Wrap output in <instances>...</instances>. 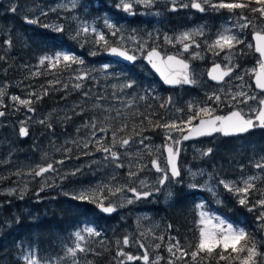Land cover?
<instances>
[{"label":"rangeland","instance_id":"1","mask_svg":"<svg viewBox=\"0 0 264 264\" xmlns=\"http://www.w3.org/2000/svg\"><path fill=\"white\" fill-rule=\"evenodd\" d=\"M213 2H218V0H213ZM226 2H231V0H226ZM243 2L250 3L255 0H243ZM118 3L119 0H0V15L10 11L17 16L20 25L27 24L34 29L35 33L44 32L55 35L53 43L58 49L52 54L43 53L32 60L31 69L33 77L44 72L43 76L46 78L42 81V85L45 82L55 89V94L60 95L55 99L56 103L51 108L38 109L31 99L33 95H29L28 91L25 92L22 89L16 91L0 80V91L5 93L3 97H0L2 101L0 111L5 113L0 119V209L3 206V198L12 197L17 202L23 201L29 191V185H37L39 190L35 197L43 201L47 200L48 206H52L53 202V206L56 207V201L62 199L61 201L66 203L89 204L90 206L87 207L89 210L98 212L97 203L91 199L95 195L97 198L104 197L105 206L111 203L117 208L113 216L104 214V222L111 219V222L117 224L108 228L110 233L100 232L99 229L89 224L77 223L69 233L60 238L61 253H42L35 244L26 241L19 245L18 260L23 264H26L25 257L36 259L38 264H93L90 257L95 254L96 248L103 247L112 234L120 229L117 235L122 234V239L117 238L112 243L115 249V264H122V262L123 264H143L142 256L145 249L149 255V264H153L157 257H162L159 264H168L169 260H174L175 264H210L205 253H201L193 261L190 255L183 259H175L167 251L170 238H173L172 242L179 241L180 247L189 253L196 250L200 239V229L204 226L201 224V213L204 212L224 219L234 228L243 229L245 232L246 229L242 222L249 221L253 226L255 236L249 244H243L242 240L238 247L255 245L256 251L261 255L254 257V264H264V222L257 219L262 210L256 207L249 211V207L258 199L264 198V169L255 167L257 163H264V149L261 148V145H264V137L254 138L257 142L256 146L250 148L246 145L237 147L231 144L229 151L232 154L234 151L248 152L243 160L250 163L246 167L238 165L230 168L232 169L230 173H226L224 169L212 168L207 164V156L211 157V154L203 155V153L217 143L215 140L187 144L183 147L180 163L183 172L182 179L176 182L169 180L164 187L158 182L161 173L155 170L151 161L157 160L162 169L168 170L164 147L167 144L177 146L167 140L168 130L163 129L160 138L147 136L148 139L144 141V144H140V139H137L132 140L126 149H119L117 146L116 150L120 152V162L124 164L122 168L116 167L110 160H105L106 154L97 151L99 145L96 143V139L99 138L103 146L110 147L112 132L115 131L114 123L118 119L141 108H147L148 111L156 113L155 108L161 102H166V106L162 109L163 123L173 121L179 123L192 116H195L197 120L207 117L203 113L196 115L199 107L206 104L217 105L222 101V98L219 102L209 100V96L213 93L220 97L222 93L226 94L225 88L233 86L231 82L241 80L238 77L247 78L248 72L239 76L235 74L231 82L216 88L210 86L207 80L209 66L205 68L195 66L192 69V79L197 91L189 94L185 90L168 91L164 89L154 75L147 71L143 58L148 51L155 48L161 50L165 56L174 54L189 58L192 62H204V57L200 52L203 46L200 48L195 46L202 44L198 38L205 34H212L213 29L217 30L216 34L233 32L231 29L233 25H209L207 20L213 17L237 16L239 15L237 12L248 16L247 8L229 11L204 5L205 11L201 12L190 6H180L181 3L188 4L189 0H176L177 7L173 11L172 0H153L151 5L135 3L132 9L135 17L129 18L131 13L118 8ZM12 6L16 7L15 12L11 11ZM257 15L261 16L259 12ZM25 18L38 20V23L28 24ZM106 20L115 28L106 27ZM183 20H187L185 24L182 23ZM46 25L48 27H45ZM58 26L63 27L62 32L54 31V28ZM84 26L89 29L94 27L98 33H103L107 45L104 42L97 43L96 36L91 30L87 34L81 32L77 37L78 30ZM113 31L117 34L112 35ZM186 32L191 34V41L180 42L176 39ZM165 37L172 42H167ZM183 43H190L192 46L188 51H183ZM111 47L127 49L140 58V63L136 67L128 68L106 59L104 53ZM138 47L143 51H138ZM58 52L74 55L82 59L84 63L61 61L52 66L54 61H46L45 64H40L41 58L54 57ZM193 53L199 55L194 58ZM105 64L109 65L106 70L104 69ZM85 73L88 74L86 79H78ZM129 83H132L133 87H123ZM76 84H80L81 87L76 88ZM85 93L88 95L86 96ZM72 95L78 97L75 99ZM12 96L31 100L30 106L34 111H28L26 106L13 102ZM169 98H171V103L168 102ZM40 100L37 99V101ZM190 104L193 105L192 111H189ZM73 112H76V116L87 112H95L96 115L90 119L79 120L68 128L66 122L71 119ZM92 124L96 125L94 129L91 127ZM115 125L117 127L119 123ZM21 127L27 128L26 137L20 135ZM181 127L187 130L188 125L181 124ZM100 128L106 131L100 132ZM93 132L96 134L95 137ZM171 134L179 139L182 136L181 133L175 131ZM117 137L125 138L120 132L117 133ZM85 143H88L87 148L84 147ZM223 148L225 147L221 149ZM204 156L206 157L205 163H203ZM58 161H63V163H57ZM49 163L54 165L56 171L39 177L34 175L40 167ZM130 171L135 172L136 175L129 176ZM251 176L257 179L254 181L255 188L248 193L246 205L239 203L237 193L228 191L219 183L220 180H224L236 187H244V181ZM193 184L199 187H189ZM130 187L136 188L138 192L149 191L151 195L134 199L133 194L128 191ZM81 193L88 194L90 198L87 200L73 198ZM182 193L187 195L189 201L187 206L189 226H196L199 230L197 238L189 237L187 242L175 237L172 227L167 226L164 212L157 216L154 211L150 210L152 207L174 209ZM191 195L195 196L191 197ZM208 197L211 201L210 205H216L220 210L224 209L228 213L242 214L240 208L243 207L245 209L243 217L246 219L242 218L241 222L236 224L227 216H222L226 212L218 214L211 211L207 203ZM129 199L133 202L129 203ZM200 205H203V208L199 207ZM47 212L49 211L46 209L44 213L47 214ZM73 214H76V209H73ZM15 228V225H10L8 231L9 229L15 230ZM87 228H92L99 235H89L85 231ZM78 231L84 236V240L79 243L85 251L77 252L76 257L73 258L66 255V250L69 247H75L78 242L75 233ZM161 236L162 241L159 239ZM125 237L129 239L128 246L123 244ZM4 241L6 242L5 239ZM11 243L15 242L11 241ZM141 243L145 246L144 248L139 246ZM157 244L160 245L159 248L156 247ZM137 248L142 251L141 259L128 261L127 255H133L134 249ZM121 250L124 255H117ZM218 251L220 252L219 248L212 254ZM227 252H231V249ZM242 252L243 257H240L238 253L234 256L240 263L241 259L247 255L246 249Z\"/></svg>","mask_w":264,"mask_h":264},{"label":"snow or ice","instance_id":"2","mask_svg":"<svg viewBox=\"0 0 264 264\" xmlns=\"http://www.w3.org/2000/svg\"><path fill=\"white\" fill-rule=\"evenodd\" d=\"M135 3H144L145 5H151L153 3V0H119V3L117 4L118 8H122L123 11L132 13L133 5ZM255 3L260 5V7H252L251 11L253 12H259L261 17H264V0H255ZM204 5H208L209 7L213 9H227L229 11H233L235 9H243V8H249L250 3H244L243 0H231V2H226V0H218V2H213V0H189L188 4L181 3V7H191L193 9H197L201 12L205 11ZM176 0H172V10H176ZM11 11L15 12L16 7L12 6ZM239 20L244 21L243 24H240L241 28L248 27L251 25V21L247 19L246 16L241 15L239 17ZM25 22L28 24H34L38 23V20L34 19H28L25 18ZM106 27L109 29H114L115 26L109 23L107 20L105 21ZM45 27H48L47 25ZM96 36V42H104L105 45H107V41L105 40V36L103 33H98L97 30L93 27L89 29V27L84 26L77 32V37L80 36L81 32L84 34H87L89 31ZM54 31L56 32H62L63 27L58 26L54 28ZM116 31L112 32V35H116ZM202 34V33H201ZM254 38L256 40V46L255 51L260 54L262 58H264V33L262 32H255ZM167 42H172L167 37H165ZM180 42L185 41H191L192 37L190 33H183L180 37L176 38ZM242 41L239 40V38L234 34H224L221 33L218 38L213 42L210 47H218L221 51L224 50V48L232 49L235 44L241 43ZM6 44L11 46V40L5 41ZM192 46L190 43H183V51H188L189 48ZM196 47H199V44L195 45ZM138 51H143L142 48L138 47ZM109 53L115 57L123 58L126 61L133 62L137 59V57L134 54H131L127 49L121 48V47H111L109 48ZM95 55V53H92ZM218 54V53H217ZM199 54L193 53V57L196 58ZM2 59V57H0ZM147 60L151 64L153 68H155L160 75L163 77L164 82L170 85H179V84H189L193 83L194 80L191 78V74L189 71V64L184 60L179 58L177 55H167L166 58L162 56L161 52L157 51L155 48H153L151 51L147 53ZM157 60H159V63H157ZM46 61H54L52 66H55V64L63 62H78L80 64H83L84 61L82 59H78L74 55H71L69 53H56L54 57H43L40 60V64H45ZM109 67L108 64L104 65V69L106 70ZM220 68V65H215L213 68V72H216L217 69ZM261 71L256 76V87L260 90L264 91V61L260 64ZM233 71L232 67H227L226 70L221 71L219 75H212V73H209V75H212V79L214 80H223L225 76L230 75V73ZM87 73L84 75L78 77V79H86ZM238 79H242V77H238ZM76 88H80V84L75 85ZM125 88H131L133 87L132 83L123 85ZM5 93L3 91H0V97H3ZM45 94H47L45 90ZM30 95L35 96V93H30ZM87 96L88 94L85 93ZM240 97H243V99H240ZM37 99H40L41 97L36 96ZM209 100H214L216 102H219L221 100V97L216 95L215 93L212 94V96H209ZM232 100L237 101V103H244L246 104L248 100H254L256 97L254 96H248L244 92H239L231 96ZM11 100L13 102H18L20 105H24L28 108V111H34L33 108H31V100L27 99H21L18 96H12ZM169 103H171V98H169ZM2 103V101H0ZM260 108L253 109L252 111L256 112V115L254 118L252 117H246V115L240 111V110H234L230 112V114L226 116H220L212 115L211 108L206 104L203 107H199L198 112L196 115H199L200 113H203L205 116H207V119H200L199 124L192 126V120L195 119V116L189 117L186 121H180L179 123L176 121L173 122H165L163 124L157 123L156 127H162L166 130H168L167 140L172 141L173 144L177 145V147L172 146H166V151L168 153L167 156V163L170 166L168 170L162 169L158 163L157 160H152L151 163L155 170L159 173H161L159 177V184L164 185L169 180H176L180 177V170L177 166L176 159L179 155V147L178 145L181 143V140L179 138H175L171 133L173 131L177 133L182 134L183 140H188L192 137H198V136H210L214 133H221L225 136L229 135H237L242 134L253 127L258 126L264 127V99L259 100ZM161 107H164L162 104ZM193 105H189V111H192ZM5 113L3 111H0V116H4ZM43 123V121H41ZM149 123H152L149 121ZM181 124L188 125L187 133H185V128L181 127ZM85 127H89V125H85ZM91 127L94 129L96 127L95 124H92ZM127 125H123L120 129H117L116 131L112 132V144L110 147H105L101 144V141L99 138L96 139L97 145L99 147L97 148V151H101L105 153V160L112 161L116 167L122 168L124 167V164L120 162V152L117 149V146L119 149H126L130 143H132V140L129 138H118L117 132L123 131L124 128H126ZM100 132L106 131L104 128L99 129ZM19 133L21 136L28 135V130L25 127H21L19 130ZM95 137V132L92 133ZM148 137H143L140 139L139 143L144 144V141L147 140ZM84 147H88V143L84 144ZM211 149H208L207 152L203 153V155H208L211 153ZM87 154V153H85ZM57 163H63V161H58ZM255 167L264 169V163H257ZM56 169L54 168V165L49 163L44 167H40L38 171L34 173L35 176H43L45 173L48 172H54ZM78 171V169H77ZM75 172L73 173V175ZM135 172H129V176H135ZM257 179L255 176L249 177L247 180L244 181V187H236L230 182H226L224 180H220L219 183L224 186L225 189H227L230 192H235L238 194V200L241 205H246L248 203L247 196L248 193L255 188L254 181ZM141 184H143V181H141ZM191 188H197L198 185H189ZM43 190V189H41ZM159 189H157L158 191ZM117 191H120V189H117ZM128 191H130L133 194L134 199H140L142 197L146 198L151 195V192L144 191V192H138L136 188L130 187L128 188ZM243 195H239V194ZM23 198V197H21ZM74 199H80V200H87L89 199V195L86 193H81L77 196L73 197ZM92 200H94L97 203V206L104 212V213H112L117 210L116 206L109 203L107 206H105L103 200L104 197L101 196V198H97L95 195L91 197ZM129 203H132L133 200L129 199ZM199 207L203 208V205H200ZM256 207H259L262 211L260 212V215L257 217L258 220L264 222V198L258 199L255 204H253L251 207H249V211L254 210ZM215 221V223H213ZM201 224L204 225L200 229V239L198 242V245L196 246V250L192 251L191 253L187 252L183 248L180 247L179 241L172 242L173 238H170V242L167 248V251L175 257V259H183L186 256H191V259L193 261L196 260L197 256H199L201 253H205L206 256H211V254L217 249H220V252L218 253L220 259H225V252H227L228 249H231L232 253H239L242 251L247 252V255L241 259V264H254V257L257 255H261L256 251L255 245L251 247H238L239 243L242 240H245L247 238V233L243 229H236L233 227L232 224L227 223L224 219H221L216 216H212L208 213H201ZM171 227V225H169ZM89 235H99V233L95 232L92 228L85 229ZM76 240L78 241L75 244V247H69L66 250V255H70L73 258L76 257L77 252H83L85 249L81 246L79 241L84 240V236L81 234V232L75 233ZM159 239L162 241L163 237H159ZM123 244L125 246L129 245V239L128 237H125L123 240ZM141 248H144L145 246L141 243L139 245ZM157 248L160 247L159 244L156 245ZM179 253V255H177ZM119 256H123L124 253L121 250L117 253ZM26 264H38V261L31 257H25ZM134 259H141V257H133L132 255H127V260L132 261ZM142 259L144 261V264H149V255L147 250L145 249L144 254L142 256ZM162 259V257H157L155 261H153V264H159V261ZM123 264V262H122ZM168 264H175L174 260H169Z\"/></svg>","mask_w":264,"mask_h":264},{"label":"trees","instance_id":"3","mask_svg":"<svg viewBox=\"0 0 264 264\" xmlns=\"http://www.w3.org/2000/svg\"><path fill=\"white\" fill-rule=\"evenodd\" d=\"M101 11L106 12L107 10ZM17 19V16L10 13V11L7 14L0 15V57H2L0 59V80L16 91H21L20 89H22L25 92L28 91L29 95L30 93H35V96H31L33 104L37 105L38 109H49L56 103L55 99L60 97V95L55 94V89L45 84V82L42 85V81L46 78L43 76L44 72L37 77H33L31 64L32 60H35L43 53L52 54L58 49L53 43L55 35L44 32L35 33L34 29L27 24L22 23L20 25ZM9 39L12 42L10 47L5 43ZM26 86L27 88H25ZM45 90L47 94H45ZM36 96L41 97V100L37 101ZM72 97L76 99L78 96L72 95ZM162 104L164 107L166 106V102H161L155 108L156 113L148 111L147 108L129 112L114 123L115 131L123 125H127L123 131L117 132H120L125 138L137 140L147 136L162 137L164 128L155 126L157 123L163 124L164 122L162 117V109L164 107H161ZM94 113L87 112L76 116V112H73L71 119L66 122V125L69 128L79 120L94 117L96 115ZM149 121L152 123H149ZM196 121L197 119L195 118L192 123ZM116 123H119L117 127ZM263 146L261 145V148ZM228 155L230 154L227 153ZM231 170L228 167L224 169L226 173H230ZM38 190L37 185H29L27 195L20 202H17L12 197L3 198V206L0 209V231L4 235L0 234V264H23L22 261L18 260L19 245L26 241L35 244L42 253H61L60 238L64 234L69 233L77 223L93 225L100 231L105 230L108 233H110L108 228L115 225L114 222H111V219H107L104 222V215L97 211L89 210L87 207L90 205L86 203L74 204L72 202V204L60 199L56 201V207L53 206V202L52 206H48L46 204L47 200L43 201L35 197ZM65 201L68 202V200ZM188 205L187 195L182 193L178 205L174 209L167 210L164 207H152L150 210L154 211L157 216L164 212L167 226L171 225L175 237L187 242L189 237L196 239L199 232L196 226H189ZM46 209L49 211L47 214L44 213ZM73 209H76V214H73ZM240 209V213L244 216L245 209L243 207ZM64 221H66V224H64ZM10 225H15V230L9 229L8 231V226ZM245 227L248 230V239L243 240V244H249L255 233H253V226L245 223ZM119 231L120 229L117 230V233ZM117 233L112 234V237L103 244V247L96 248L95 254L90 257L94 264H115V249L112 243L115 239H122L123 237L122 234L118 236ZM11 241L15 243H11ZM218 253L219 251L207 256V261L210 264H241L234 258L235 253L227 252L224 254L225 259H220ZM132 254L136 257L142 255V252L137 248L134 249ZM242 254L243 252L238 253L240 257H243Z\"/></svg>","mask_w":264,"mask_h":264},{"label":"flooded vegetation","instance_id":"4","mask_svg":"<svg viewBox=\"0 0 264 264\" xmlns=\"http://www.w3.org/2000/svg\"><path fill=\"white\" fill-rule=\"evenodd\" d=\"M251 6L249 8L255 7V2H250ZM257 7L259 5L257 4ZM249 8L246 9V13L248 14L247 19L251 21V25L245 28H241L240 24H243L244 21L239 20L240 12H237L239 15L237 16H227V17H213L209 18L207 22H209V25H233L231 29H233V32L231 33H224V34H234L236 35L239 40H241V43L235 44V46L232 49H228L227 47L224 48L223 51H221L218 47H210V45L213 44V42L218 38L220 34H216V29H213V33L210 35L205 34L203 37L198 38L202 44L199 46H203V48L200 50L201 55L204 57L203 61H191V59L185 58L190 64L191 68L194 69L195 66L197 67H206V66H213V65H220L224 70H226L227 67L233 68V74L232 76L225 81L224 84L220 86H216L214 84H210L214 87H223L225 86L231 78L238 74H243L245 72H248L249 74L247 78L237 80L234 82H231L233 86H228L225 88L226 94L222 93V101L220 104H212L208 105L212 110V115H220V116H226L230 114V112L234 110H240L242 111L246 117H252L254 118L256 115V112L252 111L253 109H259L261 106L259 104V100L264 99V92L259 91L256 89V86L254 84V77L256 73L260 69V64L263 61V58L260 56L258 52L255 51L256 46V40L254 38V33L259 31L264 33V17L258 16V12H249ZM232 20V21H231ZM187 21V20H186ZM185 21V22H186ZM219 21V22H218ZM224 21V22H222ZM218 53V54H217ZM184 89H180L178 91H181ZM195 91H190L189 94L193 93ZM244 92L248 96H254L256 99L254 100H248L246 104L244 103H237V101L232 100L231 96L239 93ZM240 99H243V97H240ZM210 104V103H209ZM258 135H264V127H259L258 122L257 126L254 127L252 131L247 133L244 136L240 137H229L224 138L221 136H216L208 142H211L215 140L217 143H219L222 146H237L242 147L243 145H246L247 147H254L256 146V141L254 138ZM231 144H233L231 146ZM244 166H249V161H243ZM144 262V261H143Z\"/></svg>","mask_w":264,"mask_h":264},{"label":"water","instance_id":"5","mask_svg":"<svg viewBox=\"0 0 264 264\" xmlns=\"http://www.w3.org/2000/svg\"><path fill=\"white\" fill-rule=\"evenodd\" d=\"M132 16H133V14H132ZM158 51V50H157ZM106 56L107 57H109V58H111V59H114V60H116V61H118V62H121V63H125V64H128V65H134L135 63H137L138 62V59H136L135 61H133V62H130V61H126V60H124L123 58H118V57H115V56H113V55H111L110 53H109V51H107L106 52ZM263 61H264V58H263ZM144 62L151 68V70L153 71V73L157 76V78L163 83V85L166 87V88H168V89H175V88H178V87H180V86H186V87H190V88H193L194 87V85H193V83H189V84H179V85H170V84H167V83H165L164 82V79H163V77L160 75V73L155 69V68H153L152 66H151V64L148 62V60H147V55H146V57H145V60H144ZM157 63H159V60H157ZM189 68H190V66H189ZM213 68H214V66L211 68V70L209 71V73H212V75H219V73L221 72V71H223L222 69H221V67L219 68V69H217V71L216 72H213L212 70H213ZM189 71H190V69H189ZM261 71V70H260ZM260 71L258 72V73H260ZM209 73H208V78H209V80L211 81V82H213V83H215V84H222V83H224V81L232 74V72L230 73V75H228V76H225L224 78H223V80H214V79H212V75H209ZM257 73V74H258ZM257 76V75H256ZM254 82H255V84H256V77H255V79H254ZM257 89H259V88H257ZM260 90V89H259ZM260 91H262V90H260ZM264 92V91H263ZM1 117V116H0ZM205 119H207V118H205ZM197 124H199V122L197 123ZM196 124V125H197ZM253 130V128L252 129H250L249 131H247V132H245V133H242V134H237V135H229V136H225V135H223L224 137H237V136H242V135H245V134H247V133H249L250 131H252ZM217 134H221V133H214V134H212V135H210V136H198V137H192V138H190V139H188V140H181V143L179 144V149H180V151H179V155H178V157H177V159H176V163H177V166H178V168H179V170H180V177L179 178H177V179H180L181 178V169H180V158H181V150H182V144L183 143H188V142H194V141H197V140H200V139H204V138H208V137H213V136H215V135H217ZM166 146H170V145H166ZM166 146H165V154H166V158H167V156H168V153H167V151H166ZM167 165H168V163H167ZM169 165H168V169H169ZM176 179V180H177ZM166 184V183H165ZM165 184L164 185H161V186H165ZM114 212H112V213H108V214H113Z\"/></svg>","mask_w":264,"mask_h":264},{"label":"bare ground","instance_id":"6","mask_svg":"<svg viewBox=\"0 0 264 264\" xmlns=\"http://www.w3.org/2000/svg\"><path fill=\"white\" fill-rule=\"evenodd\" d=\"M20 253H18V255H19Z\"/></svg>","mask_w":264,"mask_h":264}]
</instances>
